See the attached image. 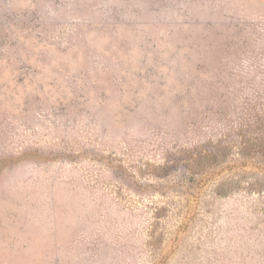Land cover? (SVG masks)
<instances>
[{
  "label": "rangeland",
  "instance_id": "1",
  "mask_svg": "<svg viewBox=\"0 0 264 264\" xmlns=\"http://www.w3.org/2000/svg\"><path fill=\"white\" fill-rule=\"evenodd\" d=\"M259 53L264 0H0V264H264L178 144Z\"/></svg>",
  "mask_w": 264,
  "mask_h": 264
},
{
  "label": "trees",
  "instance_id": "2",
  "mask_svg": "<svg viewBox=\"0 0 264 264\" xmlns=\"http://www.w3.org/2000/svg\"><path fill=\"white\" fill-rule=\"evenodd\" d=\"M248 69L252 79L239 82L237 90L224 89L217 98L222 108L212 118H207V106L190 116L188 110L184 122L190 139L178 144L193 150L189 182L201 187L222 177L211 191L214 198L251 197L253 212L264 216V62L255 60Z\"/></svg>",
  "mask_w": 264,
  "mask_h": 264
}]
</instances>
